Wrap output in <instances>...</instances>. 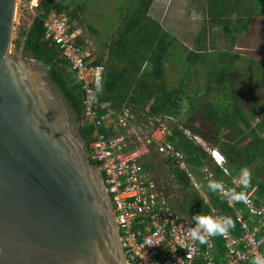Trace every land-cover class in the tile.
Listing matches in <instances>:
<instances>
[{
	"label": "trees",
	"instance_id": "1",
	"mask_svg": "<svg viewBox=\"0 0 264 264\" xmlns=\"http://www.w3.org/2000/svg\"><path fill=\"white\" fill-rule=\"evenodd\" d=\"M153 1L128 0V9L122 14V28L118 30L120 37L117 41L123 45L126 57H122V64L124 62L125 65L117 68L116 65L108 64L104 67L103 86L96 98L97 102L107 101L116 110L123 106L131 107L138 118L142 117L141 113L148 107L152 116L178 118L185 101L196 98L192 92L199 90L198 85H204L200 88L204 93L196 96L201 98L210 95L211 99L189 109V118L183 126L204 138L210 145L218 147L233 170L248 168L253 180L259 183V196L263 199L264 63L256 62L247 66V71L239 72L238 61L241 57L236 50L244 45L264 47L262 26H258L256 33L250 34L252 22L264 16V0H201L203 16L200 32L195 36L196 48L193 50H186L176 36L147 15ZM84 9L85 5L77 6L62 0H38L35 15L21 7L23 14L31 19V24L18 32L13 44L17 55L30 58L45 67L47 77L79 124L80 133L91 153L96 128L86 122L83 116L84 92L57 46L44 39V23L49 15L67 11L74 22ZM261 23L262 20H259L254 24ZM212 30L217 33L210 36ZM215 41L224 44L213 53ZM181 47L185 57L180 58L178 67L173 59L178 60ZM116 49L119 50V47ZM99 63H102L101 60L95 62ZM168 67L179 69L177 71L181 73V80L178 86H168ZM259 73L261 76L257 75ZM125 77L128 82L131 81L126 90L122 89ZM105 111L104 108L100 110L101 113ZM177 127L173 128V135L169 139L184 152L189 169L200 174L197 169L208 163V154L202 146L185 138ZM100 130L106 131L108 135L115 134L113 128L106 130L101 127ZM155 159L166 164L170 170L182 198L180 212L195 220L194 217L202 212L210 214L211 206H214L229 215L236 228L234 232H238L235 214L226 200L216 194V190L208 189V200H205L199 189L195 188L187 170L181 168L175 160L159 155H155ZM91 161L97 164L92 158ZM155 165L150 158L145 167L153 171ZM215 171L217 178H221L222 171L217 167ZM165 191L168 195L169 191ZM217 242L220 244V240Z\"/></svg>",
	"mask_w": 264,
	"mask_h": 264
},
{
	"label": "water",
	"instance_id": "2",
	"mask_svg": "<svg viewBox=\"0 0 264 264\" xmlns=\"http://www.w3.org/2000/svg\"><path fill=\"white\" fill-rule=\"evenodd\" d=\"M0 0V264H128L104 176Z\"/></svg>",
	"mask_w": 264,
	"mask_h": 264
},
{
	"label": "built area",
	"instance_id": "3",
	"mask_svg": "<svg viewBox=\"0 0 264 264\" xmlns=\"http://www.w3.org/2000/svg\"><path fill=\"white\" fill-rule=\"evenodd\" d=\"M37 7L38 0L29 1L32 14H37ZM44 28V39L57 46L84 92L83 116L96 128L90 157L104 176L128 264H252L256 258L264 261V203L260 200L259 183L253 180L250 170L243 168L250 174L249 184L244 187L240 183L242 169H230L220 151L209 149L211 161L222 171V178L217 179L208 164L201 172L206 180L223 184L226 191L218 189V194L235 209L238 232L229 228L223 235L207 237L203 244L192 241L187 233L196 228L197 222L172 207L165 190L143 165L150 149L155 148L159 155L186 167L184 153L168 140L170 117L152 116L147 108L138 118L131 107L116 110L107 101L97 102L105 69L95 64L69 13H52ZM101 108L106 111L101 113ZM101 127L113 128L115 134L108 135ZM184 132L189 138H197L189 130ZM195 185L198 187L196 182ZM227 190L243 192L247 202L233 200L230 205ZM211 213L214 218L228 217L216 210ZM247 215L256 222L251 224ZM200 232L203 233L202 228Z\"/></svg>",
	"mask_w": 264,
	"mask_h": 264
},
{
	"label": "rangeland",
	"instance_id": "4",
	"mask_svg": "<svg viewBox=\"0 0 264 264\" xmlns=\"http://www.w3.org/2000/svg\"><path fill=\"white\" fill-rule=\"evenodd\" d=\"M64 3H72L73 5H77V6L85 5V9L79 15V19L74 20L73 23L82 32L84 40L86 38H92V43L97 49L96 51H98L102 47L101 45H104L110 37H113L115 35L116 30L122 28L121 25L119 24L120 20L118 19V17H120L121 13L126 12L128 9V7H126L128 3L127 0H64ZM167 5L169 7L170 6L173 7L171 8L170 12L167 14L163 11L162 12L159 11V14H161L159 21L162 23V25L166 30L173 32L178 37L180 44H182L183 42L189 44V42L192 41L194 36L197 37V34L200 32V28H201L200 21L202 20L201 13L198 12L199 10H196L195 13L189 15L188 9H186L185 11L184 6L192 7V10L193 8H195V4L192 3V0H169L168 4L167 3L163 4L164 8ZM176 6L178 9L176 8ZM21 7L26 8V10H29V2L18 0V10L16 13L14 39L18 36V32L22 28L23 29L27 28L31 24V19L27 14L25 13L23 14ZM156 9L158 10L157 7ZM26 10L23 11L27 12ZM159 10H161L160 7ZM154 12L155 10H153V13ZM259 20H262L261 25L254 24ZM258 26L260 27L262 26L264 28V16L259 17L257 18V20H255V22H252V24L250 25V29H252L250 31V34L256 33V31L258 30ZM215 32L217 33L216 30L214 31V34ZM214 47L216 48L215 50H213V53H216L217 49L220 47L219 41L214 42ZM103 51L106 53L107 48L104 49ZM180 51L181 52L178 55V60L177 58L173 59V62H176L175 64H177V66L179 65L180 58L185 57L182 55L184 54L183 47L180 48ZM11 52L16 54V51L14 49V44L11 47ZM236 52L241 57L238 61L239 72L247 71V66L251 64L253 65L256 62L264 63V47H258L257 45H254L252 47H245L244 45V47L239 46ZM198 67L201 66L198 65ZM177 70L179 71V69L175 70V67L174 70L169 67L167 68L166 79L168 86L170 88L172 86H178L181 80L180 79L181 73H179ZM248 70L251 72L249 67ZM180 71L182 72V70ZM251 73L252 76H254L253 72ZM201 74H203V70ZM257 75L261 76L260 73ZM198 86H199V90H198L199 92L197 90L196 93H194L195 91L192 92L194 97L196 98H192L190 101L189 100L185 101L180 116L178 118L172 117V119L169 121L170 132L176 125L182 126L183 123L187 122V119L189 118V111H188L189 109H191L192 107H198L200 103H203L211 99L210 95L197 98L196 96L197 94L201 95V93H204V91H201L200 89L204 85H198ZM156 164L157 165L153 170L154 179H156L157 181L158 178H160L157 181V183L159 182L161 185L159 183L158 185H160V187L163 188V190L169 191L170 201L173 204L174 208L177 210L180 207L182 200L181 196L178 194L177 185H175V182L170 176V170L168 166L163 163L161 164L158 161L156 162ZM201 186L200 188L202 189V196L206 198V192L203 183L201 184Z\"/></svg>",
	"mask_w": 264,
	"mask_h": 264
},
{
	"label": "crops",
	"instance_id": "5",
	"mask_svg": "<svg viewBox=\"0 0 264 264\" xmlns=\"http://www.w3.org/2000/svg\"><path fill=\"white\" fill-rule=\"evenodd\" d=\"M63 2H64V0H62ZM249 1V0H248ZM253 1V0H252ZM127 2H128V0H127ZM168 2H169V0H154L153 1V3H152V5H151V8H150V10H149V12H148V16H150L151 18H153V19H155V20H157V21H159L160 20V16H161V14H159V11H163V12H165L166 14L167 13H169L170 12V10H171V8L173 7V6H166L165 8H164V6H163V4H168ZM191 2V1H190ZM192 3L193 4H195V8H193V10H192V7H186V6H184V9H185V11H186V9H188V11H189V15L190 14H192V13H195L196 12V10H199L198 12L199 13H201V17L203 16V14H202V8H201V0H192ZM128 4V3H127ZM126 7H128L127 5H126ZM156 7L158 8V10L156 9ZM159 7L161 8V10H159ZM176 8H177V6H176ZM178 9V8H177ZM153 10H155V12L153 13ZM193 11V12H192ZM127 12V11H126ZM126 12H124V13H126ZM124 13H121V16L120 17H118V19L120 20L119 21V24L121 25V19L123 18V16H122V14H124ZM160 22V21H159ZM161 23V22H160ZM162 24V23H161ZM164 27V26H163ZM165 29V28H164ZM119 30V29H118ZM118 30H116V33H115V35L113 36V37H110L108 40H107V42L104 44V45H101L102 47L98 50V51H96L97 49H96V47L93 45V43H92V38H86L85 40L83 39V35H82V38H81V42L87 47V49L92 53V56L94 57V59H95V62H97L98 60H101V62L102 63H99V64H102L104 67H106L108 64L109 65H111V64H113L114 66L116 65L117 66V68H120V67H123L124 65H125V63L123 62V64H122V61L124 60V59H122V57H126L125 56V54H124V50H123V45L120 43V45H119V43L117 42L118 40H119V37H120V33L118 32ZM168 31V30H167ZM213 31V32H212ZM211 32H210V36L212 35V34H214V31L215 30H212ZM168 32H170V31H168ZM172 35H174V36H176L173 32H170ZM216 33V32H215ZM177 37V36H176ZM178 38V37H177ZM195 36H194V38L192 39V41L191 42H189V44L188 43H182V45L186 48V50H193V49H195L196 48V42H195ZM91 39V40H90ZM94 40V39H93ZM95 41V40H94ZM97 43H98V41H97ZM180 44V43H179ZM219 44H220V46H223V44H224V42H219ZM117 47H119V50H117L116 48ZM208 47H211L210 45L208 46ZM107 48V52L105 53L103 50L104 49H106ZM124 54V55H123ZM125 69V68H124ZM126 76H128L129 77V74H127ZM122 89H124V90H126V88H128L129 86H130V84H131V81L130 82H128V79H126V77L122 80ZM132 87V86H131ZM133 88V87H132ZM169 117V116H168ZM170 119H172V117H170ZM176 126H178L177 128L179 129V130H181L182 132H183V135L185 136V138H187L188 140H190V141H192L193 143H196V144H199L200 146H202L203 147V150L205 151V152H207V154H208V165L215 171V168L217 167V168H219L218 166H216L212 161H211V157H210V153H209V149H217L218 151H220L224 156H225V154L218 148V147H214V146H212V145H210L204 138H202L201 136H199V135H197V134H194V132H192L190 129H188V128H185L184 126H183V124H182V126H179V125H176ZM175 126V127H176ZM185 130H189L191 133H192V135L195 137V136H197V138H189L186 134H185ZM171 135H173V129L171 130ZM170 135V136H171ZM169 136V137H170ZM168 140L169 141H171L169 138H168ZM172 142V141H171ZM175 145V144H174ZM176 146V145H175ZM182 151V150H181ZM183 152V151H182ZM184 153V152H183ZM155 155H159V153L157 152V150L155 149V148H151L150 149V152L147 154V156L143 159V165H144V167H145V165H146V163L148 162V160L151 158L153 161H154V163H156L157 162V160L155 159ZM185 155V154H184ZM159 156H161V155H159ZM161 157H163V158H166V157H164V156H161ZM226 157V156H225ZM226 159H227V157H226ZM164 164V163H163ZM157 165V164H156ZM155 165V166H156ZM206 165V164H205ZM185 168H183V169H185V170H187V173H188V176L190 177V179L192 180V182H193V184H194V186H195V188H197V189H199V191H200V194L202 195V189L200 188V186H201V184L203 183V186L205 187V192H206V198H205V200H208V198H207V191H208V181L209 180H206L205 178H204V175H203V173L201 172V168L204 166H202V167H200L199 169H197L198 171H199V173L200 174H197L195 171H193V169H189V166H188V163H187V161H186V157H185ZM227 166L230 168V169H232V167L231 166H229L228 165V159H227ZM182 168V167H181ZM145 169L146 170H148L146 167H145ZM233 170V169H232ZM149 172H151V174L154 176V171H150V170H148ZM216 172V171H215ZM216 175H217V173H216ZM171 176V175H170ZM171 178H172V176H171ZM170 178V179H171ZM222 178V177H221ZM221 178H219V179H221ZM218 179V178H217ZM199 180H200V182H199ZM195 182L198 184V187H196V185H195ZM202 182V183H201ZM160 184V183H159ZM161 185V184H160ZM202 187V186H201ZM166 192V191H165ZM167 193V192H166ZM216 194H218V189H216ZM219 195V194H218ZM168 197H169V199H170V195L168 194L167 195ZM221 196V195H220ZM225 199V198H224ZM260 200H261V202L262 203H264V197H263V199H261V197H260ZM227 202V201H226ZM170 203H171V201H170ZM171 205H172V207L174 208V206H173V204L171 203ZM227 205H228V203H227ZM229 206V205H228ZM231 209H232V211H233V213L235 214V209L234 208H232L231 206H229ZM241 207V206H240ZM236 208H239V206H237ZM175 209V208H174ZM176 210V209H175ZM178 210V212H180V207L177 209ZM212 210H216V211H218V212H222V211H219V210H217L214 206H211V212H212ZM210 212V214L208 213V214H206V213H204V212H202V213H200V215H209V216H212L213 217V215H212V213ZM225 213V212H224ZM180 214H182L184 217H186V218H188V219H190V220H192V221H194V222H196V220H193V219H191L187 214H185V213H182V212H180ZM226 214V213H225ZM228 217H229V215L228 214H226ZM247 219L249 220V222L251 223V224H254L255 222H256V220H253L250 216H248L247 215ZM235 220H236V218H235ZM235 223H236V221H235ZM236 226H237V223L235 224ZM238 228V227H237ZM231 229L234 231L235 229H234V225H233V227H231ZM263 233H264V229H263ZM216 240L217 241H219V238H216ZM221 243V242H220ZM220 245V244H219ZM221 246V245H220Z\"/></svg>",
	"mask_w": 264,
	"mask_h": 264
},
{
	"label": "clouds",
	"instance_id": "6",
	"mask_svg": "<svg viewBox=\"0 0 264 264\" xmlns=\"http://www.w3.org/2000/svg\"><path fill=\"white\" fill-rule=\"evenodd\" d=\"M100 85H97V90H99ZM249 171L247 169L241 170L240 175V183L247 187L249 184ZM209 190L219 189L221 192H225L226 190L223 187L222 183L209 180L208 181ZM227 195L229 197V204L231 205L233 200L236 201H244L247 202V198L241 193H236L234 190H227ZM194 219L197 222L196 228L190 230L187 235L192 241H199L201 244L205 243L207 237L215 236V235H223L227 232V230L233 227V221L229 217H225L223 219L214 218L209 215H196ZM203 229V233L201 234L200 229ZM182 246V245H181ZM252 264H264V261H261L259 258L253 260Z\"/></svg>",
	"mask_w": 264,
	"mask_h": 264
}]
</instances>
